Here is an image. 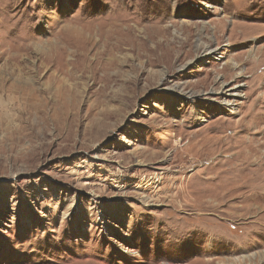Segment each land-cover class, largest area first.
I'll list each match as a JSON object with an SVG mask.
<instances>
[{
	"label": "rangeland",
	"instance_id": "obj_1",
	"mask_svg": "<svg viewBox=\"0 0 264 264\" xmlns=\"http://www.w3.org/2000/svg\"><path fill=\"white\" fill-rule=\"evenodd\" d=\"M0 264H264V0H0Z\"/></svg>",
	"mask_w": 264,
	"mask_h": 264
},
{
	"label": "bare ground",
	"instance_id": "obj_2",
	"mask_svg": "<svg viewBox=\"0 0 264 264\" xmlns=\"http://www.w3.org/2000/svg\"><path fill=\"white\" fill-rule=\"evenodd\" d=\"M201 41L202 40L200 38H198L197 41H196V43H197L196 44V48H197V50L200 51L199 54H201L202 57H206V58H208V57L210 58V57L216 56L217 49H213L209 43H204V42H201ZM232 68H236V67L233 65ZM240 76H242L241 72H237L236 73V77L238 78ZM235 82H236L235 86L229 87L226 83H224V82H219L218 83L215 80L214 83L217 85V88H211L210 90H208V92H206V95L208 96L207 99L208 100H213V96H216V102H218L219 105H221V106L222 105L223 106L227 105L230 98L237 97V96L240 95V92L238 90L239 82H237V80H235ZM178 92L183 94V96H185V97H187L189 99L200 96V94H197V93H186V92H184L181 89H179ZM237 123H239V122H237ZM221 142H224V141H221Z\"/></svg>",
	"mask_w": 264,
	"mask_h": 264
}]
</instances>
